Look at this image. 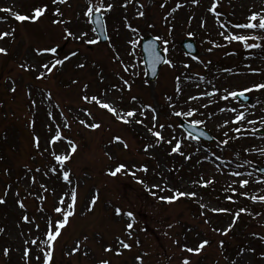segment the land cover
Returning a JSON list of instances; mask_svg holds the SVG:
<instances>
[{"label": "snow or ice", "instance_id": "snow-or-ice-1", "mask_svg": "<svg viewBox=\"0 0 264 264\" xmlns=\"http://www.w3.org/2000/svg\"><path fill=\"white\" fill-rule=\"evenodd\" d=\"M231 2V0H229ZM202 0H176L175 6L163 16L165 23L169 26L164 34H158L145 43L142 47L148 53V69H140L136 63H125L121 52L112 43V38L108 34L107 16L116 7L113 0H84L76 19H82L84 26L78 29L73 28L74 20L66 16L61 6L71 8L70 0H51L53 6L50 10L48 3H39L32 6L30 13H22L14 10V6L0 7V13H6L7 16H0V22H7L9 19L17 22L19 25L37 24L48 18L51 11L50 26L59 33L58 39L48 38V42L37 44L31 48L30 56H26L16 65L17 77L9 75L5 78L4 84L7 85V92L11 95L12 101L16 100L19 84L18 80H23L24 74L32 75L34 81L40 84H50L51 80L58 73L63 72L64 68L73 61L74 69L83 71L89 67L88 53L96 51L101 46L102 41L107 43L110 49L109 61L118 66L119 70L114 71L117 82L109 84L104 89L92 93L90 82H81L78 77H70V83L66 87L75 86L78 91L75 97V104H69L63 96L50 87H34L28 83L24 96L28 104V113L25 116V126L31 133L30 147L32 165L27 162L22 164L23 174L19 175L13 183H5L3 193L0 194V205H6L11 195L14 206L19 209L20 216L16 221L18 235L21 240V246L14 248L11 245L0 246V257L10 260L14 251H19L20 264H55L56 252L59 249L60 242L64 240L65 234L71 228L76 218L87 219L91 214L96 213V209L102 199L101 190L93 187L87 194L83 207H80V188L82 186L81 178L76 177V173L70 166L71 162L79 154L81 144L71 135L73 129L80 131L87 130L95 133L101 130L105 125V120L110 121L124 130L137 128L143 129L146 142L142 145L141 151L151 160H156V151L163 149L166 156L175 159L183 158L184 161H192L195 156V165L202 166L205 163L212 165L214 173L205 177L200 174L197 178L189 181L192 190L181 189L171 180V174L178 171L175 166L169 167L159 162L156 168L152 169L147 163L125 162L118 160L115 155L104 151V156L109 161H115L104 170V175L113 180H119L121 177H131L138 185V189L126 202L114 203L111 200H105V204L110 209L111 219L121 224V230L114 238V244H108L103 247L105 254H112L115 257H122L127 253H135L132 256V264H145V259L151 255L144 250V241L141 239V233L146 234L147 230L140 227L137 218V202L143 200L144 204L153 210L158 207H171L184 201L193 202L198 210L199 217L208 231L219 237H228L237 227L242 216L247 215L253 220L257 217L264 218V212H253L246 206L238 208L212 206L204 201L200 194L201 189H208L215 185L216 176H227L230 179L226 183L223 191L226 193L224 200L229 205L239 203V198L250 200L253 204H264V195L255 194L258 190L255 186L264 189V167H257L252 160H239L241 151L232 149L231 156L224 154L231 148L232 142L245 138H256L264 140V133H261L260 125L264 128V113L256 117L254 111L249 112L248 106H225L220 107V113H232L228 119L219 122L216 127L222 131V137L217 139L209 135L204 129L208 121L215 116L216 112H203L201 109H208L212 104H219L220 101H238L239 98L247 99L249 93L264 94V79L251 80L244 85L228 87H217L211 80L200 73H189L191 68L189 63H183L185 70L180 75L173 78V92L164 94L162 99L167 108V115L170 122H161V112L158 104L143 101L139 95L133 93V85L136 77H148L149 72L152 77L157 75V66H167L168 69H175L176 63L170 58L175 51V25L169 22V17H174V13L185 7L186 4L199 8ZM130 5H135V16L144 18L146 16L145 4L141 0H123L121 8L127 10ZM168 0H163L159 7L166 8ZM222 6V0H209L206 8L217 26L218 34L228 44L238 43L245 50L261 49L264 50V3L256 5L255 0L244 17L243 22L233 23L231 20H223L222 13L219 11ZM196 19L189 16L188 23ZM123 26L130 34L126 41L128 45V56L134 58L135 50L141 46L144 36L140 34V29L134 27L125 15L123 17ZM154 28V24H149ZM199 27L206 29L207 19L199 18ZM16 27L9 25L7 30L0 31V56L8 57L10 49L9 43H16ZM118 33L119 29H115ZM195 32L189 30L185 33L186 38H194ZM212 47L207 51L211 52L213 48L224 47L215 41L209 40ZM65 45L70 47L65 48ZM95 46V47H93ZM187 48L191 49L192 44ZM163 53V54H162ZM189 59L202 64L205 68L211 63H205L198 55H192L185 52ZM95 66V61L91 62ZM245 68L252 76H264V67H252L246 64ZM139 69V70H136ZM136 70V71H134ZM223 71L232 73V69L227 68ZM125 74H128L126 78ZM243 75L242 73H238ZM97 79L103 83L105 76L103 70L97 72ZM199 81V82H194ZM186 82H194V87L198 90L195 94H189L183 104L180 97L183 95ZM206 82L211 90H205L202 83ZM145 86H150L149 79H143ZM207 98V102H203ZM193 102H200L199 107L192 106ZM5 101L0 99V109L5 106ZM261 101L257 99L252 104L251 109L260 105ZM43 108L45 112L44 136L36 131V114ZM244 109V110H241ZM15 115V113H13ZM253 118H249V116ZM202 117V118H201ZM226 129V130H225ZM167 130L168 134L165 135ZM231 133V134H230ZM204 138V139H202ZM3 139H7L6 136ZM206 140L215 142V150L211 147H205ZM108 145H119L124 150H130L131 144L123 133L112 135L108 140ZM191 147L192 151L187 149ZM243 153H258L264 156V147L250 145L242 149ZM219 153V154H218ZM47 161L37 164V159ZM5 157L0 155V161ZM183 164H181V168ZM255 168L260 175L257 177L253 171L245 170ZM5 177L12 176L11 167H5L2 170ZM152 173L157 179L148 183L146 177ZM138 174H144L143 176ZM53 178L58 182V186L52 183ZM20 184H24L23 195L21 194ZM146 193L150 199H144L141 195ZM31 198L35 202L34 211L29 209L27 201ZM51 199V207L47 201ZM219 199V198H217ZM214 215H226L229 217L224 227H216L212 223V218L208 213ZM44 221V229L41 230L37 217ZM181 223L179 219L166 221L162 226L163 233L168 237L173 247L178 251L171 254L165 252L164 257L168 264L175 260L176 264H193V257L203 255L212 245V241L196 232L198 239L193 243H188V233L192 232L191 227H186L184 236L181 239L178 235L173 236L174 230ZM257 223L264 228V223ZM22 226H27V231ZM6 228L0 227V235L5 234ZM251 236L264 244V234L253 231ZM89 236L81 234L73 241L72 246L59 249L64 257L71 259L77 254L87 258L90 254L88 246ZM225 239L217 241V249L226 264H240L238 259H230L223 254L225 250ZM245 253L255 254V247H241L236 253L237 257H243ZM261 264H264V251L259 253ZM95 264H112L109 256L98 258ZM219 264V261L216 262Z\"/></svg>", "mask_w": 264, "mask_h": 264}, {"label": "rangeland", "instance_id": "rangeland-1", "mask_svg": "<svg viewBox=\"0 0 264 264\" xmlns=\"http://www.w3.org/2000/svg\"><path fill=\"white\" fill-rule=\"evenodd\" d=\"M32 0H0V7H11L14 6V10L20 12L24 11L22 7L28 6ZM161 0H141L145 4L146 16L144 18H137L135 16V5H130L127 10L121 8V3L123 0H113L116 7L109 14V28L110 33L108 34L114 37L112 41L115 44L116 48L121 52L122 58L125 63H136L140 65V69L143 68V63L141 59V54L139 47L135 50V57L128 56V45L126 44L127 39L130 34L126 28L123 26V17L126 15L128 21L134 26L140 29V34H164L169 26V24H164L162 22V13L163 10L159 7V2ZM84 0H70L71 8L61 6L64 10L67 11L66 15L73 18L74 24L73 28L78 29L84 26L82 19H76L78 13L80 12L81 7L83 6ZM183 2V0H181ZM254 0H222V6L219 11L223 14V20H231L233 23L243 22L244 17L248 13L249 8L252 6ZM176 0H172L170 3L171 6H175ZM257 6L261 3H264V0H255ZM169 4V5H170ZM209 4V0H202L201 6L195 8V6L185 5L184 8L178 10L174 13L175 19L172 18L170 21L171 24L175 25L174 34L176 35V40L179 42L182 37H185V33L189 30L195 32V37L193 38L196 41V44L199 50L197 54L201 60L205 63L211 61L207 68L202 64L197 63L194 60L189 59L180 49V46L176 44L175 51L172 52L170 58L176 63L175 69H168L167 66H161L159 69V74L156 80L150 82V86H145L142 83L143 79H146L144 76L136 77L135 83L133 85V93L139 95L140 98L145 102H151L153 104H158L161 112V122H170L167 115V108L163 102L164 94H171L173 92V78L175 75H180L185 70L183 69V63H189L191 68L187 71L189 73H200L206 77V80H211L219 88L221 86L232 88L239 85H244L249 83L251 80H260L264 79V76H252L248 73V70L245 68L246 64H251L252 67H264V50L261 49H252L245 50L238 43L228 44L229 50H239L240 55L235 58H230L229 55L226 56L224 64L220 62V51L218 48H213L211 52H208L207 49L212 47L208 43V37L215 42L223 40V38L218 34L217 26L214 24L213 18L207 14L206 8ZM168 11H166L167 13ZM30 13V11L28 12ZM6 13H0V16H7ZM189 16H194L196 19L191 21L189 25L188 20ZM205 17L207 19L206 29H201L199 27V18ZM51 17L48 16L47 19L39 22L37 24H27L19 25L17 22L9 19L7 22H0V31L7 30L9 25L16 27V43L11 44L10 53L11 57L0 56V99H3L6 103L3 109H0V155H3L5 159L0 161V170L5 167H11L12 176L5 177L0 172V194L3 193V186L5 183H13L15 187V181L19 175L23 174L22 164L27 162L29 165H32L31 159V147H30V137L31 133L25 126V116L28 113V104L24 96L26 87L28 83H32L34 87H50L54 91H58L63 98L69 103L75 104V97L78 89L73 87H66L64 81H61V78L67 77H78L80 81L90 82L92 93H96L111 83L117 82V78L114 76V71H118L119 68L117 65L111 63L108 59L110 54V49L107 46L106 42H102L98 50L88 53L89 56V67L83 71H77L74 69L73 61L71 64L67 65L63 72L58 73L56 77L51 80L50 84H40L33 80L32 75L25 73L23 80H18L19 89L15 101H12L11 95L7 92V85L4 84V80L7 76L11 75L14 78L17 77V68L16 65L19 61L24 59L26 56H30L31 48L37 44L43 45L48 42V38L58 39L59 33L54 31L50 26ZM149 24H154L155 27H149ZM32 26V28H31ZM115 29H119L117 33ZM186 38V37H185ZM259 43H264V41H258ZM205 43V48L203 49L201 44ZM70 47V45H65V48ZM95 47V46H93ZM202 48V49H201ZM242 50V51H241ZM230 55H233L232 53ZM186 57V58H185ZM95 61V66H91V62ZM232 69V73L223 71L224 69ZM103 70V75L105 80L103 83H100L97 79V72ZM139 70V69H136ZM134 70V71H136ZM238 73H242L240 75ZM126 78L128 74H125ZM199 82V81H194ZM194 82H186L184 84L185 91L180 97V102L183 104L184 99L189 94H195L198 90L194 87ZM70 83V81L68 82ZM68 85V84H67ZM202 87L205 90H211L206 82L202 83ZM249 100L245 103L238 101H220L219 104H212L208 109H201L203 112H216L217 114L208 121L207 127L205 130L209 132L214 138H221L222 131H218L216 125L228 119L232 116V113H220L219 108L225 106H237L241 104L248 106V111H254L256 117H259L264 113V94L261 93H249ZM257 99L261 101L260 105H257L255 109H251V105L255 104ZM164 107H162L161 103ZM203 102H207V98ZM200 102H193L192 106L199 107ZM244 110V109H241ZM15 113V115H13ZM45 112L41 108L39 113L36 114V131L41 134L42 138L44 136V121H45ZM202 118V117H201ZM249 118H253L251 115ZM256 127L260 128L261 133H264V128L258 124ZM226 130V129H225ZM167 130L165 135L168 134ZM117 133H123L129 140L131 144L130 150H124L122 146L119 145H108L109 138ZM145 136L144 131L141 133ZM231 134V133H230ZM77 141L81 144L79 154L71 162L70 166L76 173V177L81 178L82 186L80 188V207H83L84 200L88 192L93 188H99L101 190L102 199L96 209L94 215H89L87 219H82L77 217L75 222L72 224L71 228L65 234L64 240L60 242L59 249H64L67 246H72L73 241L81 236V234H87L89 236L88 246L90 248V254L87 258L83 257L80 254L73 256L71 259L64 257L62 252L58 249L55 256V264H95V261L98 258L109 256L112 259V264H132V256L135 253H127L122 257H115L112 254H105L103 252V247L108 244H114V238L120 233L121 224L117 223L110 216V209L107 208L105 200H111L114 203H119L127 200L134 192L137 191L138 185L132 180L131 177H121L119 180H113L106 177L103 173L104 170L115 161H109L107 157L104 156V151L107 149L112 152L118 160L125 162H135L147 163L150 168L155 169L157 162L162 165H167L166 156L164 150L161 148L156 151V160L149 159L142 151L143 139L137 137L135 132L129 128L126 131L122 126H118L110 121L105 120V125L101 130H98L95 133H90L87 130L77 131L73 129L72 134ZM6 136L7 139H3ZM250 145H258L264 147V140H259L256 138H245L239 141L232 142L231 148L224 154L225 156L230 157L232 149L240 148L241 156L239 160H235V163L242 162L244 159L252 161H262L264 156L259 155L258 153H243L242 149ZM205 147H211L215 150V142H206ZM188 151H192V148L189 147ZM219 154V153H218ZM179 158L180 162L192 163L193 166L199 169L206 176H211L214 173L212 165L205 163L202 166L195 165V156L192 161H184L183 158ZM47 161H42L39 158L36 163H46ZM190 163V164H191ZM264 163L260 164L263 165ZM257 165V163H255ZM245 170H251L253 173L259 177V173L256 172L255 168H249ZM143 176L142 174H138ZM149 175V183L154 182L157 177L151 172ZM217 180L228 182L230 179L227 176H216ZM189 178H183L179 183L181 189L192 190L189 183ZM53 184L58 186L57 181H52ZM21 194L23 195L24 184H20ZM59 187V186H58ZM258 190L255 194L264 195V189H260V186H255ZM202 195V193H200ZM144 199H150L147 197L146 193L141 194ZM204 201L209 203L212 206H222L217 202H214L210 197L202 195ZM247 201L248 208H259L260 204H253L250 200ZM29 209L34 211L35 202L29 198L27 201ZM49 207H51L52 200L47 201ZM255 212L254 210H252ZM264 212V211H262ZM212 218V223L216 227H224L229 217L226 215H214L208 213ZM20 216V211L17 209L9 196L8 203L6 205H0V227L6 228V232L3 235H0V246L11 245L14 248H19L21 246V240L18 235V229L16 226V221ZM247 216V215H246ZM248 219L239 222L237 227L232 233V238H241L245 243L241 247H255V254L245 253L243 257H237L236 253L241 247L232 253L234 256L231 259L240 260V264H261L259 259V253L264 251V244L259 240L251 236V232L257 231L261 234H264V228H261L257 223L259 220L260 223H264V218L257 217L256 220H253L251 217L247 216ZM137 218L139 220L140 227L147 230L146 234L141 233V239L144 241V250H147L151 253L149 257L145 259V264H168L167 260L164 257V253L169 254L176 252L179 255L178 251L173 247L171 240L166 237L163 233L162 226L166 221H173L179 219L181 223L173 232V236H179L181 239L184 235V230L186 227H191L193 229L190 232L191 236L188 238V243L191 244L193 241L198 239L196 232L200 231L203 236L209 238L212 241L211 247L201 256L193 257V264H203L206 261V264H216L219 261V264H226L223 260V257L220 254V250L217 249V241L222 238L228 237H219L208 231V227L204 225L199 217L192 216L189 211L184 210L183 204H177L171 207L161 206L155 210V215H153V210L146 206L143 200H138L137 202ZM38 222L40 223L41 230L44 229V221L37 217ZM248 222L246 226H243L244 222ZM183 223L185 225L183 226ZM25 231H27V226H22ZM234 243V241H232ZM207 257V260L203 256ZM19 251H14L11 255L10 260H5L0 257V264H20L19 262ZM35 264V261L33 262ZM172 264H176V261L173 260Z\"/></svg>", "mask_w": 264, "mask_h": 264}, {"label": "trees", "instance_id": "trees-1", "mask_svg": "<svg viewBox=\"0 0 264 264\" xmlns=\"http://www.w3.org/2000/svg\"><path fill=\"white\" fill-rule=\"evenodd\" d=\"M48 3L49 4V8L50 10L52 9V5H51V0H39L37 2L34 3L35 4H39V3ZM66 13V12H65ZM49 16H51V11L48 14ZM11 43H9L7 46L10 49ZM175 45H176V41H175ZM12 55L10 54L9 57H11ZM62 81L66 82V78L62 77L61 78ZM133 130V129H132ZM136 131V130H135ZM139 135H141L140 133H138ZM144 144V143H142ZM167 162L169 164V167H172L173 165L175 166V168L178 171H174L171 174V180L172 182L177 186V183L180 181L181 178H186L189 177L190 179H194L197 178L200 174H202L200 171H198L196 168L193 167V165H190L189 163L186 165H183V167L181 168V164L179 163V161H177V157L175 159L171 158V157H166ZM206 177V176H205ZM148 178H146L147 181ZM54 181H56L53 178ZM217 182L215 183L214 186L208 188V189H203L204 194L207 196H210L214 199V201L216 200L217 203H222V204H228L225 200H224V196H225V192L223 191L224 187L226 186L225 183L219 182V180H216ZM219 198V199H217ZM237 199L239 200L238 204L235 205H231L233 208H238L243 206V203L240 202V199L244 201H246L244 198H239L237 197ZM184 204H186V209L190 212H194L197 211V213L199 212L197 206L191 202V201H186ZM243 220V218H241V221ZM239 240V239H238ZM240 241H243L242 239ZM225 250H223V254L231 257L234 253V251L236 250V244L234 246H232L231 242H227L225 241ZM205 258H207L205 255L203 256Z\"/></svg>", "mask_w": 264, "mask_h": 264}, {"label": "water", "instance_id": "water-1", "mask_svg": "<svg viewBox=\"0 0 264 264\" xmlns=\"http://www.w3.org/2000/svg\"><path fill=\"white\" fill-rule=\"evenodd\" d=\"M152 36L151 35H146V36H144V40L143 41H141V46H140V48H141V52H142V58H143V62H144V65H145V69H148L149 68V64H148V53L144 50V48L142 47V45H143V43H145L148 39H150ZM188 44H192V48L191 49H189V48H187V45ZM180 45H181V47L183 48V50L185 51V52H190L192 55H194V54H196L197 53V49H196V47H195V44H194V41L193 40H191V39H189V38H185V39H183L182 41H181V43H180ZM163 54V53H162ZM159 67H160V65H158L157 66V74H158V69H159ZM157 76V75H156ZM156 77H152L151 75H150V72H149V76L147 77V79H149L150 81H152V80H154ZM241 101H247V99H248V97H247V99H244V98H239ZM202 139H204V138H202ZM207 141H211V140H207ZM264 167V166H263Z\"/></svg>", "mask_w": 264, "mask_h": 264}]
</instances>
